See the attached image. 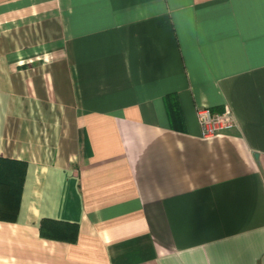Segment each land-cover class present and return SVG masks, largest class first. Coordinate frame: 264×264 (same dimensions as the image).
<instances>
[{"label":"crops","instance_id":"0c3cea01","mask_svg":"<svg viewBox=\"0 0 264 264\" xmlns=\"http://www.w3.org/2000/svg\"><path fill=\"white\" fill-rule=\"evenodd\" d=\"M0 159V264H264V0H0Z\"/></svg>","mask_w":264,"mask_h":264},{"label":"built area","instance_id":"2783aa9c","mask_svg":"<svg viewBox=\"0 0 264 264\" xmlns=\"http://www.w3.org/2000/svg\"><path fill=\"white\" fill-rule=\"evenodd\" d=\"M196 112L201 136L204 139H213L237 126L234 115L228 107L222 112H215L208 106H199Z\"/></svg>","mask_w":264,"mask_h":264},{"label":"trees","instance_id":"16d2710c","mask_svg":"<svg viewBox=\"0 0 264 264\" xmlns=\"http://www.w3.org/2000/svg\"><path fill=\"white\" fill-rule=\"evenodd\" d=\"M4 162H6V161L0 159V164L4 163ZM14 164H16V163H14ZM22 166L24 168L25 164H22ZM22 183H23V179H21L19 183H15V181H13L12 178L0 180V189H2V190L5 189L7 193L10 192V190H11L10 195L13 196V198L16 202L15 203L16 208H18V201H19L18 196L20 195V191L22 189ZM52 222H54V221H52ZM69 227L73 228L74 225H69ZM77 230H78V228L76 227V231Z\"/></svg>","mask_w":264,"mask_h":264},{"label":"rangeland","instance_id":"374dc122","mask_svg":"<svg viewBox=\"0 0 264 264\" xmlns=\"http://www.w3.org/2000/svg\"><path fill=\"white\" fill-rule=\"evenodd\" d=\"M44 149L46 150V149H47V147H46V146H44Z\"/></svg>","mask_w":264,"mask_h":264}]
</instances>
